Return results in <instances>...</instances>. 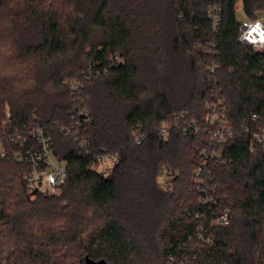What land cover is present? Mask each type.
<instances>
[{"label":"trees","instance_id":"16d2710c","mask_svg":"<svg viewBox=\"0 0 264 264\" xmlns=\"http://www.w3.org/2000/svg\"><path fill=\"white\" fill-rule=\"evenodd\" d=\"M240 3L244 19L264 11V0H0V264H264V148L244 131L264 123V54L239 41ZM212 66L230 145L172 128L161 138L177 114L204 122ZM73 81L85 84L89 155L62 133ZM34 127L66 163L53 195L29 194L16 158L27 146L13 134ZM204 150L214 209L194 177ZM105 153L120 156L107 177L90 169Z\"/></svg>","mask_w":264,"mask_h":264},{"label":"built area","instance_id":"2783aa9c","mask_svg":"<svg viewBox=\"0 0 264 264\" xmlns=\"http://www.w3.org/2000/svg\"><path fill=\"white\" fill-rule=\"evenodd\" d=\"M221 16V8L214 6L211 9V17L214 32H218ZM239 41L247 46H251L256 52L264 54V18L257 17L255 20L244 19L240 27ZM264 70V60L261 62ZM217 66H212L210 72L213 74L210 81L211 100L207 104V117L204 122L189 121L187 114H177L173 119L162 125L160 137L166 138L170 129L181 130L185 135L192 137L207 136L212 144L224 148L230 145L234 137V131L227 117V108L223 100L222 90L219 86V79L215 75ZM85 84L81 81H73L70 84V96L75 105L72 121L69 125L62 128V133L73 140L78 147V155H89V143L85 136V130L91 121L89 110L85 106V96L83 89ZM8 122H10V113H7ZM258 116L252 117V122L257 123ZM251 135L254 144L264 148V123L257 126L256 130H251L248 125L244 130ZM145 139V135L136 134L134 141L140 145ZM14 144H25L27 147L22 152L16 154L19 162L25 163L28 167V173L25 176L27 191L29 194L44 193L56 194L59 188L64 185L68 179L66 163L57 157L55 145L52 137L47 131L41 128H31L24 132L16 131L13 134ZM21 145V146H23ZM254 146L250 151L254 152ZM200 167L195 171L194 177L200 193V203L209 208H218V201L215 197L219 185L213 181L211 173L207 167L209 154L206 150ZM2 156H5L4 151ZM118 153H105L97 155L90 166V169L102 174L104 177L110 175L112 169L119 163ZM163 183L171 184L173 176L170 172L164 171L162 174ZM216 225L221 227L230 226L232 216L228 211H216L214 213Z\"/></svg>","mask_w":264,"mask_h":264},{"label":"rangeland","instance_id":"374dc122","mask_svg":"<svg viewBox=\"0 0 264 264\" xmlns=\"http://www.w3.org/2000/svg\"><path fill=\"white\" fill-rule=\"evenodd\" d=\"M237 10L239 11V12H238V19H239L240 21H243V20H244V17H243V13L241 12V10H242V4H241V3L238 5ZM258 16L261 17V18H264V11L260 12ZM159 181H160L161 183H163V179H162L161 176L159 177ZM165 228H166V226H163V227H162V229H165Z\"/></svg>","mask_w":264,"mask_h":264},{"label":"water","instance_id":"95a60500","mask_svg":"<svg viewBox=\"0 0 264 264\" xmlns=\"http://www.w3.org/2000/svg\"><path fill=\"white\" fill-rule=\"evenodd\" d=\"M91 264H107L106 261L102 260V261H99V262H95V263H91Z\"/></svg>","mask_w":264,"mask_h":264}]
</instances>
